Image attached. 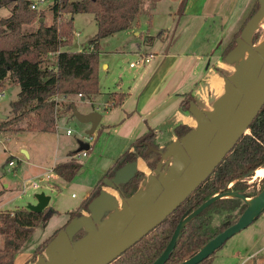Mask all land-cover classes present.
Wrapping results in <instances>:
<instances>
[{
  "label": "trees",
  "instance_id": "1",
  "mask_svg": "<svg viewBox=\"0 0 264 264\" xmlns=\"http://www.w3.org/2000/svg\"><path fill=\"white\" fill-rule=\"evenodd\" d=\"M51 1L48 10L52 16V23L45 26L43 24L45 10H31L30 0H0V8L12 4L10 16L0 19V92H3V82L7 79H11L13 84L19 87L17 99L10 103V109L13 113H20L21 117L28 113L34 114L33 118L28 121L29 129L24 132L55 133L58 118L54 115L58 112L55 110L58 105L54 100L56 96L80 95L83 99H90L99 95V42L115 33L130 29L139 15L141 5V0ZM258 8L259 3L256 0L241 29L223 50L222 59L225 60L235 48L236 38L240 36L242 29ZM65 14L69 15V18L58 23V20L62 19L61 16ZM77 14L92 15L96 22V35L88 42L91 50L76 51L73 50L74 43L70 44L73 17ZM36 19L40 21L36 31L23 32L22 28L32 24ZM164 33L165 31H161L159 37ZM252 40L256 42L258 34H254ZM47 56L55 57L53 66H43ZM124 97L121 93L111 94L112 106L121 105ZM190 102L194 100L187 94L180 104L181 109L188 112ZM71 106L66 105L63 113L70 111ZM16 119H11L5 124H10ZM190 131V127L178 125L173 133L177 139H182ZM132 149V152L124 153L115 161L89 196L74 211L68 213V222L43 241L35 249L34 256L41 255L48 243L71 220L80 217L83 211L89 212L91 202L105 186L103 179L113 178L117 170L136 162L139 158L147 163L150 170L156 169L160 157L153 131L135 140ZM78 153L77 151L70 153L69 161L53 168L54 174L66 183L71 182L81 168V164L73 158ZM260 168H264V105L246 133L212 174L159 226L110 264H155L170 242L178 224L207 200L221 192L255 197L257 195L255 193L246 194L245 191L249 186L244 179ZM143 178L144 174L137 171L131 180L119 184L116 189L120 196L125 199L131 198ZM260 183L264 188V177ZM246 207L247 205L239 198H222L213 202L184 225L165 264L183 263L235 223L232 220L233 216L227 213L220 224L212 229L211 224L216 215L236 209L242 213ZM56 213L57 211L48 207L39 213L27 208L1 211L0 236L5 238V243L0 248V264H14L15 256L29 240L34 230ZM83 236L84 233H79L75 240ZM221 249L222 247L199 264H212L216 253Z\"/></svg>",
  "mask_w": 264,
  "mask_h": 264
},
{
  "label": "water",
  "instance_id": "2",
  "mask_svg": "<svg viewBox=\"0 0 264 264\" xmlns=\"http://www.w3.org/2000/svg\"><path fill=\"white\" fill-rule=\"evenodd\" d=\"M258 3L257 12L236 38V46L225 61L229 63L240 61L247 51L248 58L238 66L230 78L224 79V93L214 102L211 117L197 108L195 102L189 103L188 112L194 116L196 127L191 128L182 139H177L164 150H158L161 159L169 155V162L163 165V161H159L150 176L147 192L136 203L128 201L139 188L131 198L125 199L120 196L117 186L131 180L137 172L136 162L123 166L115 172L113 178L103 181L107 189L118 193L122 206L120 214L111 215L119 202L115 196L102 190L91 202L88 215L71 220L48 243L44 253L37 256L34 264L112 263L159 226L212 174L246 133L264 105V46L257 52L250 41L257 25L264 17V0H258ZM71 111L79 123L90 124L86 135H92L101 116L97 112L80 114L74 106H71ZM0 118L6 117L0 115ZM88 150V144L79 143L78 152ZM22 153L27 156L25 151ZM222 193L207 200L178 224L170 242L155 264L166 263L184 225L213 202L221 199ZM229 193L235 194L236 198L247 205L242 215L232 226L181 264H199L208 259L230 238L251 225L264 211V189L253 198ZM35 199L37 203L29 205L28 210L39 213L47 208L49 197L41 193L37 194ZM247 199H252L251 205ZM80 232H83L84 236L75 240ZM45 256L50 260L47 261Z\"/></svg>",
  "mask_w": 264,
  "mask_h": 264
},
{
  "label": "crops",
  "instance_id": "3",
  "mask_svg": "<svg viewBox=\"0 0 264 264\" xmlns=\"http://www.w3.org/2000/svg\"><path fill=\"white\" fill-rule=\"evenodd\" d=\"M255 1L183 0L180 15L175 16L168 29L161 30L165 31L161 37H159L161 31L155 36L149 35L151 23L149 25L146 24L148 27H144L138 15L131 28L125 32L133 34L139 40L144 35L143 41L140 42L137 56L150 58V61L142 66L135 65L130 67L133 63L129 64L131 69L136 67L140 69L136 72L130 84L123 86L124 81L120 76H117V80L114 79L113 82L116 91L106 94L100 90L99 86V95L90 98L87 104L84 103L86 99L79 96H56L54 98L58 104V109H60V114L56 121L55 136H58L60 124L63 122L67 124L74 118L73 114L71 116L68 115V111L63 112L66 105L71 104L74 106L73 100L78 98L84 105L82 111H78L80 114L86 115L91 112H97L101 116L93 134L98 130L112 134L114 137L112 145H115V148H111L110 153V156L113 157H107L103 163L97 161L94 164L91 156V162L89 163L90 166L97 169V174L94 175L96 177L94 183L92 182L84 192L82 201L89 196L98 181L119 157L126 152L133 151L132 144L138 138L146 135L149 131H153L156 145L159 149L164 150L169 144L177 141L173 133L176 126L186 125L194 128L193 125L196 124L194 116L189 112L183 111L180 107L187 94L193 98L197 108L203 111L207 108H212L214 102L224 93V79L230 78L238 68L232 63L223 61L221 54L234 35L241 29ZM179 5L177 6L178 8ZM134 25H136L138 30H132ZM75 35L76 37L80 36L78 33H75ZM75 46L79 50L80 45L78 43L74 44V49L76 50ZM101 67L106 73L108 72V64L101 62L99 59V75ZM10 86H14V84ZM18 92L16 93L17 95ZM114 93H121L125 96L121 105L117 107L112 106L113 101H109L113 98H110V95ZM0 96H3V94L1 93ZM67 101L70 102L67 103ZM65 102L66 104H64ZM112 109L115 111V119L108 121ZM82 125H84L82 134L85 136L81 138V141L78 140V145L75 148L64 154L63 159H60L62 161H58L59 159L55 161L49 168V172H45L44 175L42 173L36 175L39 183H37L38 188L35 189L43 188L40 183L45 182L43 184L45 185L44 188L53 192L56 189H60L63 182L66 183L54 174L53 168L58 164L69 161V154L78 152L80 142L89 145V150L86 151V156L83 158L88 157V152L91 150V142H86V132L90 129V124ZM25 152L27 153L25 157L29 159V153L27 150ZM17 161L19 160L17 159ZM136 164L137 171L146 175L150 172L147 163L142 159H137ZM7 167V171H11V169L14 171L8 165ZM8 186L9 184L5 187L7 188ZM103 189L105 190L104 186L102 187ZM43 194L49 197L47 205L49 208L51 197L46 193ZM36 203L35 199V202L31 205ZM75 209L66 213L68 214ZM53 210L59 213L55 207ZM244 237H247V240L240 238L236 244L237 250L232 254L233 264H264V226L260 236L256 238L257 241L253 237ZM21 255L19 252L15 256L14 264H33L31 255L20 258ZM18 259H20L19 263L17 262Z\"/></svg>",
  "mask_w": 264,
  "mask_h": 264
},
{
  "label": "rangeland",
  "instance_id": "4",
  "mask_svg": "<svg viewBox=\"0 0 264 264\" xmlns=\"http://www.w3.org/2000/svg\"><path fill=\"white\" fill-rule=\"evenodd\" d=\"M30 1L32 2V4H35L36 10H45V13H43L45 18L43 24L45 26L51 25L52 16L48 8L50 7L52 1ZM178 2L180 5L178 4ZM178 5L179 8L177 7ZM182 7L183 0H141L139 18L144 27L146 26V24L149 25V23H151V27L149 28V35L155 36L161 30H165L170 27V24H172L175 16L180 15ZM11 8L12 4L8 7L0 8V19L9 17L11 14ZM61 18L62 19L58 20V23H60L61 20L68 19L69 15L65 14L64 16H61ZM39 22L40 21L36 19L32 24L24 26L22 28L23 32L29 33L36 31V29L39 27ZM72 26V40L70 41V44L78 43L80 45L79 50L77 48L76 51L91 50L92 48L89 47L88 42L94 38L97 32L94 17L89 14H77L73 17ZM132 30H138L136 25L133 26ZM75 33H78L80 36L76 37ZM254 34H258V40L256 42H253V40L251 39L250 41L252 45H255L259 41V39L264 37V25L257 27ZM143 39L144 35L142 36V39L139 40L133 34L124 31L115 33L100 40V60L101 62H105L106 64H108L109 67L107 73L102 69V67L100 70V75L98 72L99 86L102 92L107 94L111 91H116L113 82L114 79L117 80V76H120L124 81L123 86H127L132 82L131 80L134 78L136 72H138L140 69L138 67L131 69L129 68V64H135L136 60L139 58L137 56V53L139 52L140 42H142ZM69 49L72 50L71 48ZM222 60L224 61V59ZM54 62V56H47L45 62L43 63V66H53ZM232 64L238 67L240 64H242V62L237 61ZM3 83L4 89L3 92L1 91L3 96H0V115L7 117V119L0 118V210L4 211L14 210L15 208H27L29 205L35 202V196L37 194L46 193L51 197L49 208L53 209L55 207V209L59 211V213L53 215L46 223L36 228L29 240L20 250V254H22L20 258H22L23 256L28 257L29 255H31V262L34 264L37 260V256H34L35 249L43 241L49 238L55 230L59 229L66 223L69 217L66 212L75 209L80 205L84 192L92 182L94 183L96 178L94 175L97 174V169L90 166L89 162H91V156L94 164L97 161H101V163H103L106 161L107 157H113L110 156V153L111 148H115V145H112L114 137L112 134H107L103 131L97 130L95 134L90 136L93 142L91 141V150L90 152H88V157L76 159L80 162L81 168L71 182H63L61 186L62 188L60 187V189H56L53 192H50L49 190L44 188L45 185L43 184L45 182L40 183L43 188L35 189L32 186L33 182L36 184L39 183L37 181L38 178L36 175L38 173H42L44 175L45 172H49V168L55 163V161H57L58 159V161H62L60 159H63L64 154L78 145V140L81 141V138L85 136L84 134H82V128L84 125L79 123L75 118H72V120H70L67 124L65 122L60 124V126L58 127V136H55L54 133H23L25 130L29 129V127L27 126L28 121L33 118L34 114L28 113L24 114L21 117L19 116L20 113H13L10 109V103L11 101L13 102L17 99L16 93L19 91V87L17 85L10 86L13 84L11 79H7ZM89 100L90 99H86L84 103L87 104ZM73 101L75 103V109L79 112L82 111V107H84L83 102L78 98H74ZM69 102L67 101V103ZM64 104H66V102ZM55 110L58 111L54 114L57 117L60 114V109H58V107H55ZM70 111H68V115L71 116L72 112ZM14 118H17L18 120L16 119L10 124H5V122ZM113 119H115V111H113L112 109V112L109 114L108 121H112ZM193 126L195 128L196 124H194ZM67 130L71 131V135H66ZM87 137L88 136H86V138ZM26 150L30 155L29 159H27L22 153V151ZM17 159L19 161H17ZM168 159L169 155H166L165 158H160V161L162 160V164L165 165L167 162H169ZM8 161L14 162L15 166L12 167L14 171H12V169L11 171H7V165L9 164ZM149 171L151 173L150 175H152L154 172V170ZM163 173H165V170L163 171ZM254 177L255 173H253L249 177H245L244 179L247 181V184L249 186L245 191L247 195L252 193L258 195L264 189L262 184L260 183V180L263 178L254 179ZM145 178L146 174H144V179ZM7 184H9V186L6 188L5 186ZM23 190L25 193L22 192ZM105 191L108 192V189L106 187ZM228 193L229 192H223L222 198L237 197L235 196V194L230 195V193ZM227 213L233 216L232 220L235 222L242 215V213H239V209L231 212H222L221 215H216L213 218L211 228L214 229L216 226H218L220 222L225 218ZM81 215H88V213L83 211L81 212ZM263 226L264 212L261 213L260 216L251 225H249L246 229L239 232L238 234L234 235L224 244L222 249L216 253L214 257L215 261L213 264H233L232 254L237 250L236 244L238 240L240 238H244L245 240H247V237L244 236H249L253 237V239L257 241L256 238L260 236ZM4 243L5 238L0 236V248L4 246ZM45 258L47 261L50 260L49 258H47V256H45ZM19 260L20 259L17 260L18 263Z\"/></svg>",
  "mask_w": 264,
  "mask_h": 264
},
{
  "label": "bare ground",
  "instance_id": "5",
  "mask_svg": "<svg viewBox=\"0 0 264 264\" xmlns=\"http://www.w3.org/2000/svg\"><path fill=\"white\" fill-rule=\"evenodd\" d=\"M263 25H264V17L260 20V22L257 25V27L263 26ZM263 46H264V37L259 39V41L254 45V48L257 50V52H259L263 48ZM248 55H249V52L247 51L244 54V56L240 59V61L244 62L248 58ZM212 111H213L212 108H208V109L204 110L205 114L208 117L212 116ZM254 173H255L254 179L263 178L264 177V168H260V169L256 170ZM150 174H151L150 172L147 173L146 178L141 182L139 190L137 191V193L131 199H129V201H128L129 203H136L147 192V190H148L147 188L149 186V179H150V176H151ZM108 192L110 194H112L113 196H115L117 198L118 202H119L118 207L115 209V211L111 215L112 216L118 215V214H120V212L122 210V206H121V202H120L118 193L117 192H113L112 190H109V189H108ZM247 202L249 203V205H251L252 204V199H247Z\"/></svg>",
  "mask_w": 264,
  "mask_h": 264
},
{
  "label": "built area",
  "instance_id": "6",
  "mask_svg": "<svg viewBox=\"0 0 264 264\" xmlns=\"http://www.w3.org/2000/svg\"><path fill=\"white\" fill-rule=\"evenodd\" d=\"M31 9H32V10H36V6H35V4H32V5H31ZM149 61H150V58H145V57H142V56H141V57H139V58L137 59V61L135 62V64H131L130 67H134L135 65L142 66V65L148 63ZM79 96H80V95H79ZM66 134H67V135H71V131H70V130H67V131H66ZM91 141H92L91 137L88 136V137L86 138V142H87V143H90ZM85 156H86V152H85V151H82V152H79L77 155L73 156V158H74V159H80V158L85 157ZM8 166L12 168V167L15 166V164H14L13 161H11V162H9ZM33 188H38V185H37L36 183H33ZM22 192L25 193L24 190H23Z\"/></svg>",
  "mask_w": 264,
  "mask_h": 264
}]
</instances>
